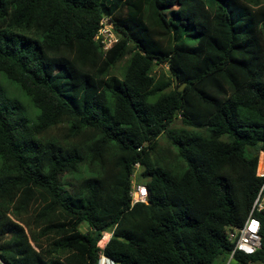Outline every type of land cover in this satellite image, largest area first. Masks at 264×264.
I'll return each mask as SVG.
<instances>
[{"label":"trees","instance_id":"16d2710c","mask_svg":"<svg viewBox=\"0 0 264 264\" xmlns=\"http://www.w3.org/2000/svg\"><path fill=\"white\" fill-rule=\"evenodd\" d=\"M163 133L172 162L153 156ZM260 151L263 0H0V264L224 262L264 193ZM254 215L260 248L227 264H264Z\"/></svg>","mask_w":264,"mask_h":264},{"label":"built area","instance_id":"2783aa9c","mask_svg":"<svg viewBox=\"0 0 264 264\" xmlns=\"http://www.w3.org/2000/svg\"><path fill=\"white\" fill-rule=\"evenodd\" d=\"M94 39L102 46V50H107L113 43L117 41V34L115 32L112 21L108 16L102 15L99 20V27L95 33ZM262 162V167L259 168V163ZM138 164H136V167ZM256 175L264 178V153H260L258 156ZM131 187L129 190L130 204L137 202H145L147 197V190L145 185L136 182L135 173L132 174ZM262 189V188H261ZM255 197L250 212L239 227L227 228V238L232 243V248L229 253V259L232 258L235 252H241L243 254H254L256 250L260 248V223L255 217L254 212L264 208V193L261 192ZM105 244V243H104ZM103 245H99L102 248ZM97 264H116L110 258L100 253Z\"/></svg>","mask_w":264,"mask_h":264},{"label":"rangeland","instance_id":"374dc122","mask_svg":"<svg viewBox=\"0 0 264 264\" xmlns=\"http://www.w3.org/2000/svg\"><path fill=\"white\" fill-rule=\"evenodd\" d=\"M264 3V0H263ZM129 57V55H125V57L123 59H121L116 66V71L119 72L120 69L122 68L123 63L125 62V59H127ZM167 66L166 65H156L154 68V72L156 73V75L160 74L163 72V74H165V76L167 75ZM173 87H175V85H179L178 82L175 83V81L173 80L172 84ZM172 128H180L182 127L181 122L179 119H176L171 125ZM199 132H204L205 128L199 129L197 130ZM48 133L50 134H55L58 137H62L66 134V122L62 121L61 123L55 125L54 127L50 128L48 130ZM158 144L155 147V150L153 152V156L159 158V161H163V163L165 162H172L173 161V150L170 147V144L168 143V139H167V134L163 133L162 135H160V137L158 138ZM260 155V152H259ZM258 155V156H259ZM84 173V164L79 165V168L77 171H71L69 173H67L64 177V179L71 181V182H75V179L79 178V175ZM135 175H136V169H135ZM136 179V178H135ZM80 230L85 231L86 230V226L85 224H81L80 225ZM105 234H109V233H105ZM110 236V234H109ZM109 238V237H108ZM97 244H100V242H98ZM103 245V244H102ZM99 246V245H98ZM228 260L221 262L220 259L216 260V264H227Z\"/></svg>","mask_w":264,"mask_h":264},{"label":"bare ground","instance_id":"6f19581e","mask_svg":"<svg viewBox=\"0 0 264 264\" xmlns=\"http://www.w3.org/2000/svg\"><path fill=\"white\" fill-rule=\"evenodd\" d=\"M258 166H259V168H261L262 167V162H260ZM108 237H109V234H104L102 236V238L100 239V241H99L100 245L104 244L107 241Z\"/></svg>","mask_w":264,"mask_h":264},{"label":"water","instance_id":"95a60500","mask_svg":"<svg viewBox=\"0 0 264 264\" xmlns=\"http://www.w3.org/2000/svg\"><path fill=\"white\" fill-rule=\"evenodd\" d=\"M174 81H175V83H176V82H177V79L175 78ZM184 85H185L184 82L180 83L179 85H175V89H176L177 91H181V90H183Z\"/></svg>","mask_w":264,"mask_h":264},{"label":"crops","instance_id":"0c3cea01","mask_svg":"<svg viewBox=\"0 0 264 264\" xmlns=\"http://www.w3.org/2000/svg\"><path fill=\"white\" fill-rule=\"evenodd\" d=\"M260 153H264L263 151H260ZM110 234V233H109Z\"/></svg>","mask_w":264,"mask_h":264},{"label":"clouds","instance_id":"9594fccd","mask_svg":"<svg viewBox=\"0 0 264 264\" xmlns=\"http://www.w3.org/2000/svg\"><path fill=\"white\" fill-rule=\"evenodd\" d=\"M106 243V242H105Z\"/></svg>","mask_w":264,"mask_h":264}]
</instances>
